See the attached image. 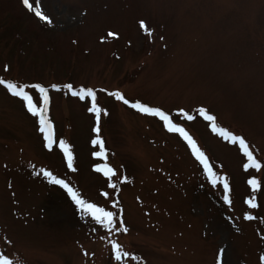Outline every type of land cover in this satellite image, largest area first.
Here are the masks:
<instances>
[{
	"label": "rangeland",
	"instance_id": "374dc122",
	"mask_svg": "<svg viewBox=\"0 0 264 264\" xmlns=\"http://www.w3.org/2000/svg\"><path fill=\"white\" fill-rule=\"evenodd\" d=\"M29 2L35 9L37 0ZM38 4L51 26L21 0H0V78L48 90L55 138L71 147L78 171H66L58 146L53 153L43 147L38 123L0 86V255L14 264H116L111 253L116 243L128 257L121 264H216L221 250L224 264H259L264 169L245 173L238 146L215 136L197 109L213 115L217 127L244 138L264 164V0ZM141 21L151 36L140 29ZM67 84L96 91L98 106L109 113L100 120L106 161L94 159L96 120L85 102L52 91L53 85ZM27 91L42 107L38 93ZM107 92L171 116L205 153L213 172L227 178L232 206L224 204L222 185L211 186L178 135ZM182 111L195 119L176 115ZM105 163L118 172L115 190L91 171ZM42 170L113 211L127 234L82 220L62 190L35 175ZM249 179L261 185L256 210L244 204L252 194ZM112 203L117 208L111 209ZM245 214L256 220L244 221Z\"/></svg>",
	"mask_w": 264,
	"mask_h": 264
},
{
	"label": "snow or ice",
	"instance_id": "6c2138e0",
	"mask_svg": "<svg viewBox=\"0 0 264 264\" xmlns=\"http://www.w3.org/2000/svg\"><path fill=\"white\" fill-rule=\"evenodd\" d=\"M22 5L28 12H34L35 17L42 21L44 24L51 26L52 21L42 13L38 0L37 6L35 9L33 8V4L29 2V0H21ZM141 30L145 32L146 35L151 36L152 33L148 31L146 24L141 21L139 24ZM107 36L112 39H118L112 32L107 33ZM103 43V41H101ZM5 73L9 72L10 69L5 66L3 68ZM0 86L3 87L7 91L8 94L13 98L19 99L23 107L26 109L27 113L35 119L38 123V131L42 135L43 138V147L49 152L53 153L56 151L58 146L59 153L62 154V162L66 164V171L68 173H76L78 169L75 167V157L73 155L71 147L63 140L57 141L55 138L54 126L49 119L48 112L50 107V96L48 90L45 87L41 86L37 83L30 84H17L8 82L5 79L0 78ZM27 89H33L35 93H38V99L42 103V107L39 106L36 102H34L33 95L30 94ZM66 91L70 94L72 98H75L81 102H85L87 111H89L96 120V127L94 128V132L96 134V139L92 141L93 148L99 146V151L94 154V159L97 161H106L107 153L104 151L103 141L100 137V120L101 116H107L109 113L107 111H103L101 107L98 106L97 101V93L91 89H87L84 87L74 89L72 84H67L62 89L61 87H57L53 85L52 91L56 93H60L61 91ZM107 95L113 97L116 101L125 105L128 109L134 110L137 114L143 115L145 117H153L158 118L159 121L162 122V126L164 130L170 134L178 135L184 143L191 150V155L195 159V161L202 166L203 174L206 176L208 182L211 184L213 188H216L218 185H222V196L223 202L225 205L229 207L232 206L231 196V188L227 181L226 177L218 176L213 172L212 166H210L208 158L205 153L202 152L198 147L196 142L192 139V137L185 131L183 127H178L174 122L173 118L164 111L145 106L139 102H129L120 92H107ZM90 101V106H87V102ZM197 112L199 116L207 122L208 125L211 126V132L225 141L228 144L233 146H238V152L242 154L244 158H246V163L243 164V171L245 173L250 172V170H254L259 173L264 169V164L258 162L253 153L250 151V146L246 143L245 139L239 137L235 134L230 133L229 131L224 130L223 128L217 127L216 118L213 115H209L208 112L204 108H198ZM177 116L183 117L186 121H193L195 117L186 114L185 112H179L176 114ZM92 172L102 175L107 181V187L113 190L116 189L117 185L112 182L113 177L118 176V172L114 170L112 167L108 166L107 163L103 167H93L91 169ZM36 176H42V178L46 181L47 185L62 190L64 194H66V198L70 200L71 204L74 206V209L77 213H79L82 220L90 219L95 225H98L99 228L106 230L108 233L114 231V229H119L120 232L127 234L128 229L125 227L123 219H119L118 223H116L118 217L114 215L113 211L106 210L105 207L97 206V204L93 202H89L85 198L82 197L81 193L78 190H74L64 179L57 178L56 175L53 174L52 171L42 170V172L35 173ZM129 181L126 179H121V184H126ZM248 187L251 189V196L249 199L244 201V204L247 205V209L256 210L259 208V205L256 200V193L261 191L260 182L256 179H249L247 181ZM99 195L104 197L106 200L109 199L108 193L100 192ZM117 208V203L111 204V209ZM122 214V210H121ZM242 219L244 221H254L256 220V216L254 214H245ZM264 239V236L261 237ZM111 253L113 254V258L116 261V264H121L122 257L127 259V254L124 253L121 247L113 243L111 245ZM224 251L221 252L217 256L216 264H224L223 256ZM87 255V253H85ZM132 259H135L134 257ZM0 264H14V262L5 257L4 255H0ZM259 264H264V256L260 257Z\"/></svg>",
	"mask_w": 264,
	"mask_h": 264
}]
</instances>
